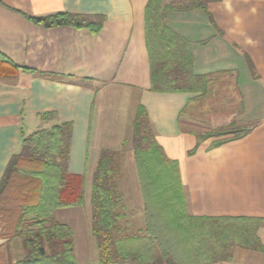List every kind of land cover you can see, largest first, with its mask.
Instances as JSON below:
<instances>
[{
  "label": "crops",
  "instance_id": "crops-1",
  "mask_svg": "<svg viewBox=\"0 0 264 264\" xmlns=\"http://www.w3.org/2000/svg\"><path fill=\"white\" fill-rule=\"evenodd\" d=\"M179 1L162 0V9ZM206 1L205 9L170 11L164 19L190 43L203 90L155 93L144 39L148 0H0V54L17 68L0 78V180L22 139L39 130L33 128L63 122L72 126L68 172L86 177L88 163L108 149L100 145L98 114L121 91L133 96L134 114L146 109L155 140L178 162L188 214L256 219L264 246V0ZM60 13L102 17V26L91 32L31 20ZM230 126L251 130L217 147L215 138L198 140ZM59 211L54 218L70 227ZM23 256L21 240L0 226V264ZM74 256L78 264L76 247ZM82 259L92 264L88 254ZM216 264H264V253L235 247L230 262Z\"/></svg>",
  "mask_w": 264,
  "mask_h": 264
},
{
  "label": "trees",
  "instance_id": "trees-1",
  "mask_svg": "<svg viewBox=\"0 0 264 264\" xmlns=\"http://www.w3.org/2000/svg\"><path fill=\"white\" fill-rule=\"evenodd\" d=\"M206 4V0H181L164 10L162 0H148L144 39L151 92L203 90L202 78L193 73L190 43L167 27L164 19L167 12L205 9ZM31 20L44 27L70 25L91 32L102 26V17L68 13ZM16 73L17 68L0 54V78H12ZM250 130L230 126L198 140L215 138L211 147H217ZM71 132V124L63 122L28 134L5 168L0 180V211L5 210L6 216L0 217V226L19 238L24 249L23 258L12 264H76L72 230L54 218L55 210L83 207L85 202V174L68 172ZM130 149L144 227L136 234H122L119 155L100 150L91 174L89 200L97 264H216L230 262L235 247L264 253L256 236L258 220L188 214L178 162L169 159L155 140L143 106L136 108L132 119Z\"/></svg>",
  "mask_w": 264,
  "mask_h": 264
},
{
  "label": "rangeland",
  "instance_id": "rangeland-1",
  "mask_svg": "<svg viewBox=\"0 0 264 264\" xmlns=\"http://www.w3.org/2000/svg\"><path fill=\"white\" fill-rule=\"evenodd\" d=\"M2 79V78H1ZM120 91L103 105L102 111L98 114L96 128L100 133V145L109 150L118 152L120 161L119 178L117 179L118 188L123 196V209L120 226L122 234H136L144 227L142 216V200L137 183L136 171L133 161H128L131 154V121L134 115L133 96L126 98ZM104 102V101H103ZM102 102V104H103ZM101 106V100L99 101ZM205 115L211 112L203 111ZM42 126L33 128L31 131L40 129ZM124 142V146H122ZM125 147V149H124ZM125 150V151H124ZM131 155V160H132ZM88 163L85 185L86 204L83 207H73L60 209L56 214L57 219L68 223L71 227L77 254L78 264L83 261V256L88 254L91 263L98 261L96 243L90 233L91 210H90V182L91 174L96 166L97 161ZM90 165V167H89Z\"/></svg>",
  "mask_w": 264,
  "mask_h": 264
}]
</instances>
